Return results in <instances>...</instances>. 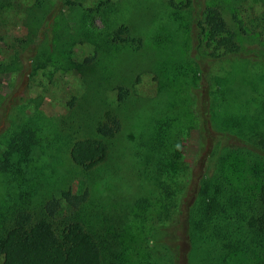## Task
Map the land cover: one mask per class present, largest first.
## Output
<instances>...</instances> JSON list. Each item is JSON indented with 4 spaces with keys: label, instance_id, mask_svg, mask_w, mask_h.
<instances>
[{
    "label": "rangeland",
    "instance_id": "obj_1",
    "mask_svg": "<svg viewBox=\"0 0 264 264\" xmlns=\"http://www.w3.org/2000/svg\"><path fill=\"white\" fill-rule=\"evenodd\" d=\"M41 1L43 11L38 7L40 0H7L0 7V162L5 160L14 136L11 131L3 134L9 122L18 129H39V135L53 143L38 165L25 173L27 184L33 187L26 189L27 200L20 205L38 212L35 206L40 201L59 197L62 190L78 194L89 188L91 196L84 216L87 223L104 234L106 229L117 234L122 249L132 248L122 254L133 264H165L167 252L162 246H151L149 236L155 227L169 223L164 219L168 211L170 218H175L178 189L180 196L188 187L191 172L200 169L203 155L190 88L198 67L189 30L196 22L199 4L221 9L243 52L212 63L206 71L204 77L214 92L211 97L219 91L230 114L248 121L260 119L263 125L264 0H174L177 8L168 0ZM35 16L49 25L35 32ZM121 27L131 30V38L122 36L125 42L114 40ZM59 31L64 39L77 33L85 37L72 43L68 49L71 60L65 67L48 61L46 55L29 76L21 77L22 72L10 70L11 60L23 46L33 44L42 53ZM86 32L88 36L83 34ZM132 39H141L142 44ZM89 58L94 59L86 64ZM120 87L130 91L121 108L117 97ZM109 109L120 110L124 132L106 163L92 174L84 173L72 161L70 148L79 139L95 137L97 124ZM167 117L176 119L172 136H179L175 139L179 152L175 156L179 163L177 186L175 180L161 175L157 183V172L142 175L137 160V151L144 149L156 119ZM3 166L1 217L21 194L17 180L10 186L12 173ZM161 183L171 185L172 198L168 201V191ZM45 187L51 189L46 191ZM43 192L51 194L47 197ZM166 202L165 212L162 205Z\"/></svg>",
    "mask_w": 264,
    "mask_h": 264
},
{
    "label": "trees",
    "instance_id": "obj_2",
    "mask_svg": "<svg viewBox=\"0 0 264 264\" xmlns=\"http://www.w3.org/2000/svg\"><path fill=\"white\" fill-rule=\"evenodd\" d=\"M168 1L177 8L174 0ZM4 2L7 0H0V7ZM38 7L45 10L44 2L40 0ZM199 8L189 31L192 56L199 71L190 88L195 98L199 145L203 151L201 165L199 170L191 172L188 187L180 196L178 189L175 202L179 207L175 218H170L168 211L164 219L169 223L155 227L149 242L167 252L165 264H264V123L260 119L248 121L230 114L219 91L215 98L211 97L214 92L204 77L206 71L212 63L243 51L219 7L199 4ZM47 25L43 19L34 17L35 32ZM123 35L131 38V30L119 28L114 40L125 42ZM54 38L52 43H58L49 41V49L42 53L33 44L23 46L11 60L10 70L22 72L21 77L29 76L46 55H49L48 61L65 67L71 60L68 49L71 50L75 40L85 37L77 33L64 39L60 33ZM132 40L142 44L141 39ZM93 59H87L86 64ZM129 95L128 89L119 88L118 107H123ZM119 112V109L107 110L97 124L96 136L79 139L70 148L72 161L84 173H94L112 156L116 141L124 132V120ZM156 120L144 149L137 151L140 173L157 172L154 177L157 183L161 175L175 180L173 184L177 186L179 163L175 156L179 152L175 139L179 136H172L176 119ZM10 131L14 136L0 167L4 165L3 169L11 171L10 186L17 180L21 194L16 204L13 202L6 214L0 216V256L3 258L0 264H133L122 254L132 248L122 249L117 234L108 229L104 234L96 225L87 223L85 208L91 196L89 188L78 194L71 189L62 190L59 197L51 196L42 204L40 201L35 206L38 212L20 205L27 200L26 189L33 187L27 184L29 179L25 173L29 168L32 170V165H38L53 143L41 137L39 129H18L9 122L3 134ZM141 150L144 152L140 153ZM161 187H166L168 201L172 198L171 185L161 183ZM34 189L37 190L36 186ZM50 189L45 187L46 191ZM44 194L48 197L51 193ZM167 203L162 205L165 212ZM142 205L147 206L144 202ZM161 230L164 234L159 236ZM131 255L135 257L134 253ZM146 264L163 263L147 261Z\"/></svg>",
    "mask_w": 264,
    "mask_h": 264
}]
</instances>
